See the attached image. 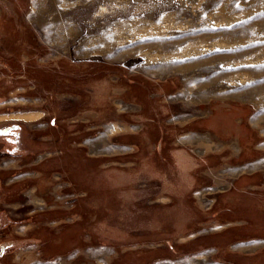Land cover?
Here are the masks:
<instances>
[{
	"label": "rangeland",
	"instance_id": "374dc122",
	"mask_svg": "<svg viewBox=\"0 0 264 264\" xmlns=\"http://www.w3.org/2000/svg\"><path fill=\"white\" fill-rule=\"evenodd\" d=\"M11 123L0 264H264V0H0Z\"/></svg>",
	"mask_w": 264,
	"mask_h": 264
},
{
	"label": "flooded vegetation",
	"instance_id": "af4514ba",
	"mask_svg": "<svg viewBox=\"0 0 264 264\" xmlns=\"http://www.w3.org/2000/svg\"><path fill=\"white\" fill-rule=\"evenodd\" d=\"M7 128H10L8 132H6L4 134H0V156L3 153H5L10 158H13L12 156H15V155H21V158L20 157L19 158L21 159L22 162H23L24 158L26 159L29 156L30 157L33 156V155H31L30 152L32 151V153H33L34 149L22 148L19 146V126H18V124H16V123L7 124L6 126L1 127L0 131L5 130ZM25 170L28 172L33 171L32 168H26ZM6 173H10V172L7 169H3V168L0 169V232L1 233H8L10 231V229H12L18 225L19 221L21 220L20 218H23V216H24V215L11 216V215L7 214V212L4 213V211L1 208L2 205H4L3 204L4 201L7 199H11V197H13L14 195L15 196L18 195L19 193H21V195L26 196L25 193L20 191V190L29 189L28 185H26V182H24V183L18 182L14 186L11 185V187H8L7 185H5V183L7 182V181H5L7 176L4 174H6ZM17 175H19V172L15 171V173L9 177L12 178V177H16ZM10 190H13V191H10ZM4 194L6 196L3 197ZM22 198H24V197H22ZM26 201H27V199L25 200V202L24 201L23 202L26 203ZM26 236H29V235H26ZM17 244H19V241L14 243V244L3 243L2 245H0L1 246L0 250H3L2 257H6V256L10 255V251ZM4 245H6L5 248H3Z\"/></svg>",
	"mask_w": 264,
	"mask_h": 264
},
{
	"label": "crops",
	"instance_id": "0c3cea01",
	"mask_svg": "<svg viewBox=\"0 0 264 264\" xmlns=\"http://www.w3.org/2000/svg\"><path fill=\"white\" fill-rule=\"evenodd\" d=\"M12 92V91H11ZM16 184V183H15ZM5 185H7L8 187H11L12 183H11V180L7 181L5 183ZM10 189V188H9ZM6 191V190H5ZM10 191H13V190H10ZM13 193V192H12ZM26 195V194H25ZM6 196L5 194L3 195V197ZM14 199H7L4 201V205H2V210L4 211V213L7 212V214L11 215V216H20L22 214V211H20V209L22 208V205H28V201H26V203H21L18 199L17 201L14 200ZM19 202V203H18ZM26 216H28L29 214L32 215L33 213L30 211V212H27L25 213ZM3 243H1L0 245H2ZM7 244H13V243H7ZM20 244H17L16 246H14V248L10 251V255L9 256H13V254L20 249L19 247ZM1 247V246H0ZM6 245H4L3 248H5ZM3 255V250H0V263L1 262H4V257H2ZM12 262V261H11Z\"/></svg>",
	"mask_w": 264,
	"mask_h": 264
},
{
	"label": "water",
	"instance_id": "95a60500",
	"mask_svg": "<svg viewBox=\"0 0 264 264\" xmlns=\"http://www.w3.org/2000/svg\"><path fill=\"white\" fill-rule=\"evenodd\" d=\"M9 129H10V128H7V129H5V130L0 131V134H4V133L8 132Z\"/></svg>",
	"mask_w": 264,
	"mask_h": 264
}]
</instances>
